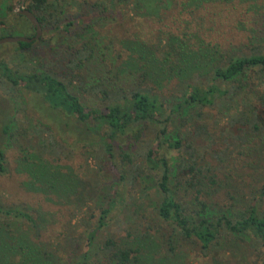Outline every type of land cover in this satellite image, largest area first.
<instances>
[{"label":"rangeland","instance_id":"374dc122","mask_svg":"<svg viewBox=\"0 0 264 264\" xmlns=\"http://www.w3.org/2000/svg\"><path fill=\"white\" fill-rule=\"evenodd\" d=\"M110 1L48 0L52 15L62 17L61 26L73 22L66 26L67 31L64 32L62 27L55 30L42 27L39 38L24 52L0 44L1 58L25 68L61 70L71 48L93 36L92 41L98 45L94 48L95 59L110 73L109 76L116 75L117 84L128 86L131 78L114 72L129 69L135 74L133 42L150 49L160 58L169 37L181 38L190 32L191 37L220 44L223 49H241L247 53L255 48L264 52V0H167V4L162 0L165 5L156 14L148 16L133 15V0ZM17 2L0 0V20L5 27L13 28L12 36H23L25 31L31 34L32 30L8 8ZM92 19H95L93 23ZM85 23L90 26L84 28ZM97 49L102 51L100 55ZM76 87L74 83L70 89L84 105L91 100L96 102L92 93L80 92ZM258 88L263 89L264 82ZM15 94L13 103L0 91V102L4 100L10 108L13 135L4 148L5 172L0 174V206L29 212L36 219L37 231H32L21 218L0 214V248L8 251V255L11 252L8 258L5 253V258L15 264L17 256L9 247L16 244V240L24 239L44 244L60 258L61 264H73L81 239L96 224L98 208L105 207L107 198L112 197L114 205L106 215L105 224L95 232L93 245L88 250L89 264H107L106 254L98 247L106 235L119 242L131 243L134 235L144 232L151 237L146 264L163 260L170 229L153 213L159 202L155 191L158 174L144 168L143 175L129 182L127 162L121 163L118 153L128 150L137 155L153 146L158 157L164 156L171 168L180 153L165 145L157 147L152 128L148 126L137 140L130 134L116 139L111 162L114 165H111L100 159H104L97 140L100 130L93 128V131L89 124L87 131L82 126L78 130L71 121H64L61 114L46 109L36 95L22 90ZM240 109L232 104L227 115L224 109L220 113L214 107H203L200 117L187 114L168 126L172 135L192 144L198 165L216 167L221 180L217 178L220 184L211 194V202L216 206H224L230 201L228 193L236 194L235 203L244 206L252 193L264 186V136L259 132H246L243 141L235 139L240 128L247 127L242 123L243 119H235ZM33 124L46 130L43 138L51 137L55 142L52 155H38L59 172L61 181L67 180L64 187L61 182L56 183V188L40 187L39 182L31 181L26 165L22 164L20 156L25 153L22 149L37 153ZM197 126L201 129L196 130ZM140 160L137 157L135 162L140 164ZM176 193L182 203L190 197V190L183 186L178 187ZM258 206L264 214V196ZM173 252L174 264H261L264 257V251L258 256L248 244L230 237H222L206 253L190 241H178Z\"/></svg>","mask_w":264,"mask_h":264},{"label":"trees","instance_id":"16d2710c","mask_svg":"<svg viewBox=\"0 0 264 264\" xmlns=\"http://www.w3.org/2000/svg\"><path fill=\"white\" fill-rule=\"evenodd\" d=\"M115 1L125 0L110 2ZM161 1L133 0V15L156 14L165 5V1L167 4V0ZM24 6L35 16L41 30L42 27L52 30L62 27L66 32V26L73 23L69 21L61 26L62 17L52 15L48 0H25ZM15 14L22 19L25 27L32 30L31 34L25 31L23 36H32L34 30L27 19ZM93 21L95 19L91 20L92 23ZM88 26L90 24L85 23L83 27ZM12 30L11 26L5 27L0 20V37H11L15 32ZM189 33H184L181 38L169 37L160 58L150 49L133 42L136 54L135 61L133 59L135 74L129 69L126 72L116 69L114 72L120 73L122 77H130L132 82L128 86L117 84L116 75L109 76L110 73L95 59L94 48L98 45L92 41L93 36L84 38L71 48L61 70L25 68L9 64L8 60L0 56V91L13 103L16 101L15 93L21 90L32 93L50 112L65 117L64 121H71L78 128L82 126L85 131L88 124L90 129L100 130L98 147L104 157L100 159L111 165H114L111 162L116 139L130 134L137 140L141 131L148 126L152 128L157 147L165 145L180 153V158L172 168L164 156L158 157L153 146L137 155L128 150L118 153L121 163L127 162L129 182L143 175L144 168L155 170L158 174L155 191L159 202L153 213L161 224L165 223L169 227L170 232L166 239L168 248L165 260H158L157 264L175 263L173 251L178 241H190L206 253L222 237L245 242L260 256L264 251V214L259 210L258 203L264 196V186L252 193L244 206L235 203L237 199L234 193H228L230 201L224 206H216L211 202V194L216 190L214 187L221 181L216 167L198 165L192 144L172 135L168 126H171L173 120L187 114L200 117L203 107H214L220 113L224 109L228 115L232 104H235L237 108H241L235 119H243L242 123L247 125L240 128L235 139L242 140L246 132H259L264 136V88H258L264 82V52L255 48L247 53L241 49H223L220 44L193 38ZM37 39L1 45H9L16 51L24 52ZM96 52L100 55L102 51L97 49ZM74 83L80 92L92 93L96 102L91 100L84 105L76 92L70 89ZM160 83L161 86L158 87ZM0 103L1 174L5 172V144L13 135L10 131V108L4 104V100ZM33 129L37 137V153L21 150L25 152L20 156L22 164L26 165L25 170L31 181L39 182L40 187L56 188V183L59 182L64 187L68 184L67 180L61 181L59 172L39 156L44 153L52 155L55 142L51 137L43 138L46 130L37 124H33ZM200 129L201 127H196V130ZM47 146H50L48 151ZM137 157L141 158L140 164L135 162ZM69 180L71 179L68 178ZM182 186L190 190L186 203H182L176 193L178 187ZM113 205L112 197H108L105 207L98 208L96 224L81 239L73 264H89L87 255L93 245L95 232L105 224L106 215ZM0 214L3 217L21 218L32 231H37L36 219L27 211L15 207L4 209L0 206ZM150 240L151 237L145 232L134 235L131 243L119 242L106 235L98 243V247L106 254L107 264H146ZM16 241V244L9 247L17 256L15 264H61L60 258L44 244L24 239ZM0 252V264H14L10 258H5V253L8 258L11 252L8 255V251L2 248ZM261 264H264V257Z\"/></svg>","mask_w":264,"mask_h":264},{"label":"water","instance_id":"95a60500","mask_svg":"<svg viewBox=\"0 0 264 264\" xmlns=\"http://www.w3.org/2000/svg\"><path fill=\"white\" fill-rule=\"evenodd\" d=\"M24 1L25 0H18V2L14 5H10V8L13 12L23 15L27 21L30 23L31 27L34 30V34L30 37H25V36H1L0 37V44L3 43H14V42H31L35 39H37L41 33L40 25L37 22L35 16L25 8L24 6Z\"/></svg>","mask_w":264,"mask_h":264}]
</instances>
